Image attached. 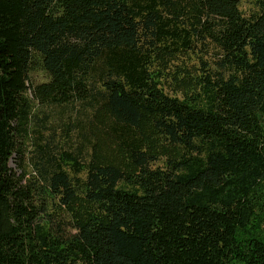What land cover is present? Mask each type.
Instances as JSON below:
<instances>
[{
  "label": "trees",
  "instance_id": "obj_1",
  "mask_svg": "<svg viewBox=\"0 0 264 264\" xmlns=\"http://www.w3.org/2000/svg\"><path fill=\"white\" fill-rule=\"evenodd\" d=\"M241 2L0 0V264H264V0Z\"/></svg>",
  "mask_w": 264,
  "mask_h": 264
},
{
  "label": "rangeland",
  "instance_id": "obj_2",
  "mask_svg": "<svg viewBox=\"0 0 264 264\" xmlns=\"http://www.w3.org/2000/svg\"><path fill=\"white\" fill-rule=\"evenodd\" d=\"M253 1L254 0H242L240 7L244 14L247 15L253 10ZM33 79L36 81H42L45 80V77L43 73L38 72L33 74ZM35 112L38 113V118H41L45 112L52 114L48 117V125L50 124L49 122L52 123L53 127L55 128V136L60 145H63V147L67 149L70 147V145L76 144V129L70 124L72 113H70L69 110H63V112H60L59 109L52 110L50 108L38 107L36 108ZM38 128L42 131V135H45L48 131L45 127L38 126ZM11 166L15 167L13 163H11Z\"/></svg>",
  "mask_w": 264,
  "mask_h": 264
}]
</instances>
